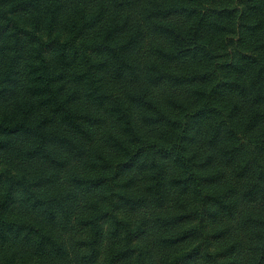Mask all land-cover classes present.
Instances as JSON below:
<instances>
[{"label":"trees","instance_id":"1","mask_svg":"<svg viewBox=\"0 0 264 264\" xmlns=\"http://www.w3.org/2000/svg\"><path fill=\"white\" fill-rule=\"evenodd\" d=\"M0 264H264V0H0Z\"/></svg>","mask_w":264,"mask_h":264}]
</instances>
